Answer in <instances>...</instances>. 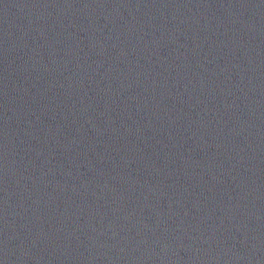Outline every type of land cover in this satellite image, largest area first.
<instances>
[{"label": "water", "instance_id": "1", "mask_svg": "<svg viewBox=\"0 0 264 264\" xmlns=\"http://www.w3.org/2000/svg\"><path fill=\"white\" fill-rule=\"evenodd\" d=\"M0 264H264V0H0Z\"/></svg>", "mask_w": 264, "mask_h": 264}]
</instances>
